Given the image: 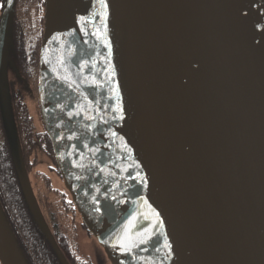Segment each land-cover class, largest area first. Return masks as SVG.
Instances as JSON below:
<instances>
[{"label": "water", "instance_id": "95a60500", "mask_svg": "<svg viewBox=\"0 0 264 264\" xmlns=\"http://www.w3.org/2000/svg\"><path fill=\"white\" fill-rule=\"evenodd\" d=\"M13 5L0 17L1 111L58 252L9 98ZM39 93L65 185L114 263L264 264V0H45ZM0 263L26 264L1 204Z\"/></svg>", "mask_w": 264, "mask_h": 264}, {"label": "flooded vegetation", "instance_id": "af4514ba", "mask_svg": "<svg viewBox=\"0 0 264 264\" xmlns=\"http://www.w3.org/2000/svg\"><path fill=\"white\" fill-rule=\"evenodd\" d=\"M3 3L4 0H0V17ZM31 3H33L31 0H14L12 24L7 43V84L24 168L28 175L29 183L37 205L41 211L43 220L51 234V238L55 243L58 252L51 244L49 238L46 236L35 217L34 219L37 222L39 229H35L33 232L37 234V239L34 240L31 238L29 244L36 240L43 239V241H46L48 245L37 244L35 246L33 245V248H30L29 244L24 247L21 245V242L18 239V236H16L8 216L5 213L4 215L26 264H94L90 256H82L79 254L77 242V207L74 205V208L72 203L69 205V202L73 199L65 185L62 173L56 162L53 146L46 131L43 118L40 114L42 128L36 130V132L34 131L33 124H31L29 118V107L27 105V101L25 100L26 94H30L29 96L32 99L35 98L36 102L39 104V54L42 38L41 31L37 32L36 35L32 32L33 22L34 19L37 18V15L34 10H31ZM40 4V10H43V2L40 1ZM28 15L30 19L27 17ZM39 30H41L40 24ZM36 55L37 65L35 62ZM10 74L14 77L10 76ZM3 145L6 152L7 149L9 151L12 164L9 166L0 165V168H16L0 105V146L2 147ZM38 155H41V158L44 161H47L48 164L38 166L36 163ZM31 168H47L52 177L50 175H46L45 172L40 170L33 171H37L38 178L36 176H32ZM45 177L48 179H46L47 181H44ZM53 181H55V183H53ZM46 182H48L49 186L52 187L50 192L47 190V186L45 185ZM60 183L64 186L62 190L59 187ZM40 185L42 186L40 187ZM57 192L61 193V199L64 201H61L58 206V210H60V206L64 205V208L72 211L70 213L72 228H64L62 218L58 214H53L49 211L54 202L52 194ZM47 195H50L51 197L47 198ZM72 206L74 210L71 209ZM63 237L70 239V241L73 240L74 244H70L69 246L62 245ZM73 252L75 254H73ZM72 256L74 258L79 256L83 262H77ZM61 257H63L64 262H62Z\"/></svg>", "mask_w": 264, "mask_h": 264}, {"label": "trees", "instance_id": "16d2710c", "mask_svg": "<svg viewBox=\"0 0 264 264\" xmlns=\"http://www.w3.org/2000/svg\"><path fill=\"white\" fill-rule=\"evenodd\" d=\"M35 62L37 65V55L35 58ZM11 164L12 161L8 149L6 152L4 145L2 147L0 146V165L9 166ZM45 185L47 186L48 192H50L52 190V187L49 186L48 182H46ZM52 196L54 198V202L52 204V208L49 211L53 214H58L62 218L64 228H72V219L70 214L72 211L70 209L64 208V205L60 206V210H58V206L60 205L61 201L64 202L61 199V193H53ZM49 197L51 196L47 195V198ZM71 203L73 204V206L75 205L73 200L69 202V205ZM0 204L2 206L3 212L8 216L10 223L13 226L14 232L16 236H18V239L20 240L23 247L29 244L31 238H33L34 240L37 239V234H35L33 230L39 229V226L35 221L28 202L24 196L21 185L17 178L15 168H0ZM73 206L71 209H73ZM37 244L48 245L46 241H43V239H39L34 241L33 243H30L29 247L33 248ZM70 244H74L73 240L70 241V239H66V237H63L62 245L69 246ZM73 254L75 253L73 252ZM74 260H76L77 262H83V260L79 256H76Z\"/></svg>", "mask_w": 264, "mask_h": 264}, {"label": "rangeland", "instance_id": "374dc122", "mask_svg": "<svg viewBox=\"0 0 264 264\" xmlns=\"http://www.w3.org/2000/svg\"><path fill=\"white\" fill-rule=\"evenodd\" d=\"M31 1H33V3H31V10H34L35 14L37 15V18H35L34 22H33L32 32L36 35L37 32L41 31V36L43 37L45 0H31ZM40 1L43 2V10H40V6H41ZM31 13H33V12H31ZM27 17L29 18V15ZM39 24H40L41 30H39ZM41 43H42V38H41ZM10 76L14 77L12 74H10ZM16 84L18 85L17 82H16ZM38 86H39V83H38ZM29 95L30 94H26L25 100L27 101V105L29 107L30 122H31V124H33V129L36 132V130H39L42 128V123L40 121V118L42 116V109H41V104H40L39 88H38L39 104L36 102V100L33 96L32 97L34 99H32ZM38 105H40V106H38ZM40 114H41V116H40ZM42 118H43V116H42ZM38 121H39V125H38ZM56 162H57V160H56ZM36 163L38 166L48 164L47 161H44L41 158V155L37 156ZM34 170H38V171L40 170V171L45 172L46 175H50L47 168H31L32 176H36V177L38 176L37 171L33 172ZM27 178H28V175H27ZM46 179L47 178L45 177L44 181L48 180V179L47 180ZM28 181H29V178H28ZM53 183H55V181H53ZM41 186L42 185H40V187ZM30 187H31V185H30ZM59 187L61 190L64 188V186H62V183L59 184ZM83 216L84 215L81 213V211L77 207V242H78L79 254L82 256H86V255L90 256L91 259L93 260L94 264H116L109 257V255L105 251L102 244L98 241L96 236L93 234V232L91 231V228L89 227V225L87 223L86 218H84Z\"/></svg>", "mask_w": 264, "mask_h": 264}, {"label": "bare ground", "instance_id": "6f19581e", "mask_svg": "<svg viewBox=\"0 0 264 264\" xmlns=\"http://www.w3.org/2000/svg\"><path fill=\"white\" fill-rule=\"evenodd\" d=\"M67 58H69V57H67ZM72 59L74 60V57H72V58L70 57L68 60V69H69V71H68V75H69L68 83H69V90L70 91L78 88V84L81 80L80 69L77 70L74 67Z\"/></svg>", "mask_w": 264, "mask_h": 264}, {"label": "snow or ice", "instance_id": "6c2138e0", "mask_svg": "<svg viewBox=\"0 0 264 264\" xmlns=\"http://www.w3.org/2000/svg\"><path fill=\"white\" fill-rule=\"evenodd\" d=\"M133 219H135V217H134ZM158 223H159V221H158ZM141 242H142V243H147L148 241H143V240H142ZM165 247H169V245H165ZM156 250L159 251L158 248H157Z\"/></svg>", "mask_w": 264, "mask_h": 264}]
</instances>
